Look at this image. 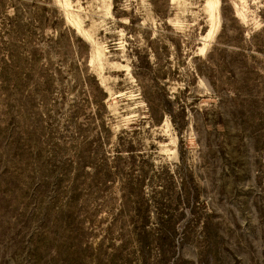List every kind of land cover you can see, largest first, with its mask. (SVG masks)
Listing matches in <instances>:
<instances>
[{
    "label": "rangeland",
    "instance_id": "obj_1",
    "mask_svg": "<svg viewBox=\"0 0 264 264\" xmlns=\"http://www.w3.org/2000/svg\"><path fill=\"white\" fill-rule=\"evenodd\" d=\"M216 13L0 0V264H264V0Z\"/></svg>",
    "mask_w": 264,
    "mask_h": 264
},
{
    "label": "bare ground",
    "instance_id": "obj_2",
    "mask_svg": "<svg viewBox=\"0 0 264 264\" xmlns=\"http://www.w3.org/2000/svg\"><path fill=\"white\" fill-rule=\"evenodd\" d=\"M172 1H174V0H172ZM219 2H220V0H205V6L209 11V16H210L211 22H213V20L216 19V16H217L216 11H217V6H218Z\"/></svg>",
    "mask_w": 264,
    "mask_h": 264
}]
</instances>
